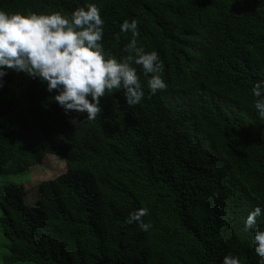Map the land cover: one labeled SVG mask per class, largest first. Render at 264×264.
Returning a JSON list of instances; mask_svg holds the SVG:
<instances>
[{"label":"trees","instance_id":"obj_1","mask_svg":"<svg viewBox=\"0 0 264 264\" xmlns=\"http://www.w3.org/2000/svg\"><path fill=\"white\" fill-rule=\"evenodd\" d=\"M88 4L100 9L106 56L128 55L121 24L137 21L138 46L158 53L167 88L152 95L133 64L141 102L108 94L89 121L65 112L46 82L8 70L0 177L53 152L66 156V170L42 181L31 205L24 183L0 182L2 264H222L229 254L259 264L264 119L252 89L264 88V0H0V11L70 18ZM141 208L147 231L126 222Z\"/></svg>","mask_w":264,"mask_h":264},{"label":"clouds","instance_id":"obj_2","mask_svg":"<svg viewBox=\"0 0 264 264\" xmlns=\"http://www.w3.org/2000/svg\"><path fill=\"white\" fill-rule=\"evenodd\" d=\"M103 25L100 9L95 4H88L87 10L77 8L70 18L60 12L24 15L0 11V87L8 70L39 78L47 83V91L58 92L54 100L65 112L86 113L89 121L102 114L101 98L108 94L123 90L129 107L141 102L145 93L133 64L140 66L143 75L149 77L147 87L152 95L166 90L158 53L146 52L138 46L137 21L125 20L121 24V32H130L132 36L124 48L128 55L122 60L111 53L106 56L101 43ZM252 93L257 98L254 107L264 119L262 84L256 83ZM80 122L76 118L70 120L76 127ZM261 212L256 207L249 213L246 229L255 226ZM148 214L147 208H141L131 213L126 222H135L142 231H147L151 224L145 223L143 217ZM254 243L259 264H264V231L256 230ZM222 264H240V260L229 254Z\"/></svg>","mask_w":264,"mask_h":264},{"label":"rangeland","instance_id":"obj_3","mask_svg":"<svg viewBox=\"0 0 264 264\" xmlns=\"http://www.w3.org/2000/svg\"><path fill=\"white\" fill-rule=\"evenodd\" d=\"M66 170V156L62 153H47L42 162L32 165L27 171L18 174L2 175L0 182L24 183L27 188L25 202L34 204L41 194V182L54 178ZM0 207V216L2 215ZM7 239L0 226V245H4ZM0 264L2 257L0 256ZM18 264H32L31 262H21Z\"/></svg>","mask_w":264,"mask_h":264}]
</instances>
